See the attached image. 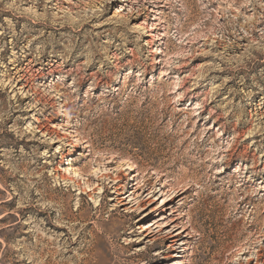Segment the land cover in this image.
<instances>
[{
	"label": "rangeland",
	"instance_id": "374dc122",
	"mask_svg": "<svg viewBox=\"0 0 264 264\" xmlns=\"http://www.w3.org/2000/svg\"><path fill=\"white\" fill-rule=\"evenodd\" d=\"M263 37L264 0H0V264H264Z\"/></svg>",
	"mask_w": 264,
	"mask_h": 264
},
{
	"label": "bare ground",
	"instance_id": "6f19581e",
	"mask_svg": "<svg viewBox=\"0 0 264 264\" xmlns=\"http://www.w3.org/2000/svg\"><path fill=\"white\" fill-rule=\"evenodd\" d=\"M45 25H46V24H45ZM45 25H44V26H45ZM61 28H62V27H61ZM64 28H65V27H64ZM58 29H59V28H58ZM262 40H264V37H263ZM257 43H258V42H257ZM263 46H264V44H263ZM263 46H262V47H263ZM260 50H261V49H260ZM43 64H44V63H43ZM38 131H39V132L42 131L43 134H44V133H46V134L49 133L48 128H46V126H44V125H43V126H40V129H38L37 132H38ZM60 178H61L62 180H70V181H72V182L77 183L75 179H73V178H69L68 176H65V175H60ZM88 191H89V190H88ZM81 193H86V191L83 190V191H81ZM118 194H120V193H117V195H118ZM111 200H116V201L118 202V204H123V203L120 202L121 200L118 198V196L115 197V198H112V197H111ZM116 201H115V202H116ZM116 204H117V203H116ZM183 231H184V230H183Z\"/></svg>",
	"mask_w": 264,
	"mask_h": 264
}]
</instances>
